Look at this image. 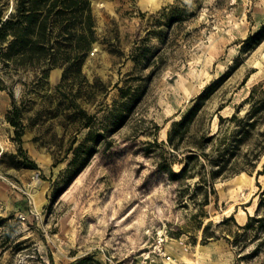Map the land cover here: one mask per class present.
I'll return each mask as SVG.
<instances>
[{
	"label": "rangeland",
	"instance_id": "obj_1",
	"mask_svg": "<svg viewBox=\"0 0 264 264\" xmlns=\"http://www.w3.org/2000/svg\"><path fill=\"white\" fill-rule=\"evenodd\" d=\"M89 1L95 41L78 72L71 68L62 80L56 67L38 80V70L0 65V264H50L49 254L55 264L84 256L81 264H163L157 250L165 251L166 238L182 245L190 264H264V227L241 229L248 217H264V157L256 168L214 180L212 189L199 186L202 158L188 176L166 174L167 161L179 174L189 154L166 146L171 124L208 85L192 133L199 121L201 131L230 134L235 124L220 125L217 115L242 117L252 89L264 94V36L250 39L264 24V0ZM14 4L0 0L2 18ZM145 48L148 59L136 64ZM128 84L139 95L125 123L88 144L87 161L89 147L81 148L70 169L88 133L75 114L93 115L101 130L105 109ZM9 92L22 107L21 146L36 169L13 156ZM262 131L264 119L233 162L243 166ZM192 136L182 147H193ZM241 173L247 179L239 187Z\"/></svg>",
	"mask_w": 264,
	"mask_h": 264
},
{
	"label": "trees",
	"instance_id": "obj_2",
	"mask_svg": "<svg viewBox=\"0 0 264 264\" xmlns=\"http://www.w3.org/2000/svg\"><path fill=\"white\" fill-rule=\"evenodd\" d=\"M13 10L4 18L0 14V65L1 67L12 66L23 69H34L40 72L38 80H45L49 70L56 67H63L62 80L65 79L71 68L80 69L87 53L95 41L94 19L91 13L89 0H14ZM182 12H185L181 10ZM174 19L175 21H181ZM172 21V20H171ZM170 21V22H171ZM264 36V24L261 29L250 39L256 41ZM149 48L143 49L140 53L133 56V60L138 64L141 60L148 59ZM135 80L130 77L128 81ZM126 81V83L128 82ZM213 84L208 85L192 103V106L184 113L180 120L174 121L167 133L166 146L172 150L182 148L188 150L186 162L181 172L175 173L171 163H166V174L171 178L188 176L190 168L195 164V160L203 159L201 168L204 170L200 174L199 186L213 187V181L239 174L249 168H256L264 157V131L259 135L262 137L250 149L241 162H233L236 152L240 146L247 141L250 134L264 119V94H254L255 87L245 99L249 104V109L242 117L238 111L230 117L223 118L217 115L219 124L224 122L234 123L235 128L230 134H222L220 128L212 133L208 129L201 131L198 129V122L195 131L192 133L194 120L196 119L204 102L210 97ZM0 90L4 87L0 84ZM11 97V108L6 114V121L14 129L12 140L18 145L14 157L19 159V164L29 169H36L37 165L32 161L22 148V136L24 126L22 124V107L17 105L13 93ZM138 95L131 93V84L126 88H119V100H114L111 107L105 109L101 130L95 125V117L87 116L85 111L79 109L75 114L79 116L81 127L88 130L87 136L77 148L73 150V159L69 164L71 169L78 161V154L81 148L89 147L86 154V161L93 153V142L98 139H106L113 131L119 129L127 120L131 113L133 104L137 101ZM221 110V109H219ZM100 131V132H99ZM193 147L183 146L189 143V137ZM209 150V152L207 151ZM3 156V153L0 155ZM264 172V161L261 162ZM206 175V176H205ZM192 177V176H190ZM203 204H207L204 200ZM210 222L203 227V239L206 238V230ZM256 228L264 227V217L250 216L247 223L241 227L248 230L253 226ZM50 264H55L51 254L48 255ZM84 256L71 262L70 264H81L88 260Z\"/></svg>",
	"mask_w": 264,
	"mask_h": 264
},
{
	"label": "bare ground",
	"instance_id": "obj_3",
	"mask_svg": "<svg viewBox=\"0 0 264 264\" xmlns=\"http://www.w3.org/2000/svg\"><path fill=\"white\" fill-rule=\"evenodd\" d=\"M262 59H264V54L262 55ZM261 64V62H259V65ZM59 76V71H55L53 70L52 71V74H51V78L53 80H56ZM247 177L244 173H241L240 175L237 176V179H236V182L238 183L239 187H242L243 183L246 181ZM36 185V184H35ZM31 195L33 197H36L37 195V191H32L31 192ZM167 239V243L165 245V253L167 255V259L166 262L167 264H171V260L174 261V262H177L178 261V258L182 261V263L184 264H190L191 261L190 259L187 257L185 251L182 249V245H180V243H178L177 241H169L170 239L169 238H166ZM166 241V240H165ZM196 248V254L198 256H200L201 254V250H200V246L198 247H195ZM180 264V262H179Z\"/></svg>",
	"mask_w": 264,
	"mask_h": 264
},
{
	"label": "built area",
	"instance_id": "obj_4",
	"mask_svg": "<svg viewBox=\"0 0 264 264\" xmlns=\"http://www.w3.org/2000/svg\"><path fill=\"white\" fill-rule=\"evenodd\" d=\"M158 254L162 255L164 257L163 259V264H167L166 260H168L167 258V255L158 247V250H157ZM171 264H177L176 262L172 261L171 260Z\"/></svg>",
	"mask_w": 264,
	"mask_h": 264
},
{
	"label": "crops",
	"instance_id": "obj_5",
	"mask_svg": "<svg viewBox=\"0 0 264 264\" xmlns=\"http://www.w3.org/2000/svg\"><path fill=\"white\" fill-rule=\"evenodd\" d=\"M199 258V256H197V259ZM197 264H198V262H197Z\"/></svg>",
	"mask_w": 264,
	"mask_h": 264
}]
</instances>
